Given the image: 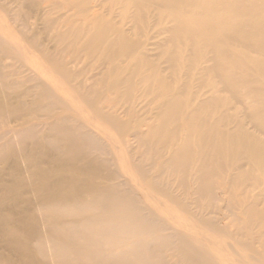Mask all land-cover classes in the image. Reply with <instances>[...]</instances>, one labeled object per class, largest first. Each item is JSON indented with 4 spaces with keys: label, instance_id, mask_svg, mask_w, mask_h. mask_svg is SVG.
<instances>
[{
    "label": "bare ground",
    "instance_id": "6f19581e",
    "mask_svg": "<svg viewBox=\"0 0 264 264\" xmlns=\"http://www.w3.org/2000/svg\"><path fill=\"white\" fill-rule=\"evenodd\" d=\"M222 239L264 264V0H0V264H220Z\"/></svg>",
    "mask_w": 264,
    "mask_h": 264
},
{
    "label": "rangeland",
    "instance_id": "374dc122",
    "mask_svg": "<svg viewBox=\"0 0 264 264\" xmlns=\"http://www.w3.org/2000/svg\"><path fill=\"white\" fill-rule=\"evenodd\" d=\"M234 1V0H231ZM121 155L120 153H118ZM150 197L144 196L143 199L146 202L147 206L155 211L158 215L165 218L169 224L173 227L180 228V230H186L191 231L193 233H196L198 236H200L203 239H206V236H212L215 235L213 231L203 226H197L195 224V220L191 218L190 215L185 214L184 211L179 209L178 207L171 205L168 203V206L166 204H162L161 207L157 205V202L159 199H162L159 195L150 192ZM164 206L167 208L164 209ZM243 225V224H241ZM230 230H233V228H229ZM218 237V236H215ZM223 241V239H222ZM225 241V240H224ZM223 241V242H224ZM225 243V242H224ZM1 245V242H0ZM207 246L210 248V250L215 253L219 259L221 260L220 264H237L234 257L230 254V251L232 249L233 253H239V251L236 250L232 245H230L229 241L226 240L225 246L223 248H218V246H210V244H207Z\"/></svg>",
    "mask_w": 264,
    "mask_h": 264
}]
</instances>
